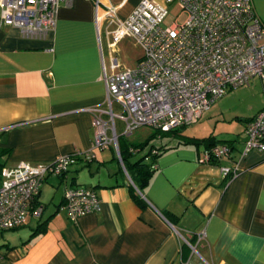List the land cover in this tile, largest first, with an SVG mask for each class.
<instances>
[{
  "label": "crops",
  "instance_id": "crops-1",
  "mask_svg": "<svg viewBox=\"0 0 264 264\" xmlns=\"http://www.w3.org/2000/svg\"><path fill=\"white\" fill-rule=\"evenodd\" d=\"M139 1L97 0L96 9L93 0L60 3L54 27L40 39L21 37L15 26L0 23V167L48 162L60 154L93 155H78L62 175L44 178L36 195L39 214L7 229L20 231L14 242L0 243V264H264V146L241 154L244 122L264 102V71L248 81L260 80L259 103L227 118L240 122L234 135L226 127L215 130L214 118L203 134H184L185 125L177 133L151 128L140 142H128L118 130V104L106 101L104 76L132 67L140 56L130 35L113 39L117 22ZM149 1L165 3L167 12L177 8L176 0ZM251 3L264 21V0ZM107 6L114 12H105ZM88 107L102 120L111 116L116 146L92 148ZM208 135L216 143L228 141L226 156L199 160L203 143L186 137ZM153 137L158 144L137 158V149L124 154L128 161L146 155L142 161L152 163L138 190L119 150L141 148ZM151 148H158L155 156L147 154ZM221 166L234 167L236 174L222 177ZM79 185L95 190L99 207L71 222L58 205L65 188Z\"/></svg>",
  "mask_w": 264,
  "mask_h": 264
},
{
  "label": "built area",
  "instance_id": "built-area-1",
  "mask_svg": "<svg viewBox=\"0 0 264 264\" xmlns=\"http://www.w3.org/2000/svg\"><path fill=\"white\" fill-rule=\"evenodd\" d=\"M68 1L0 0V23L15 26L21 37L40 39L54 27L58 5ZM175 2V16L185 14L179 22L163 24L165 3L140 0L113 30V39L128 34L140 47L132 67L104 76L105 98L118 104L115 116L123 122V135L138 126L167 130L192 123L226 91L247 85L253 75H263L264 25L251 0ZM93 3L96 9L97 0ZM105 12L113 13L114 7L107 6ZM87 109L91 112L92 148L116 146L111 116L102 120L93 113L97 109ZM243 135L241 154L264 146V102L244 122ZM228 152L227 143H216L203 148L199 160L207 162ZM78 155L85 160L93 156L86 151L60 154L48 162L1 166L0 231L22 225L28 215H38L40 184L47 175H62ZM218 171L229 179L236 174L234 167L221 166ZM98 207L95 190L83 185L65 188L58 205L71 222Z\"/></svg>",
  "mask_w": 264,
  "mask_h": 264
},
{
  "label": "rangeland",
  "instance_id": "rangeland-1",
  "mask_svg": "<svg viewBox=\"0 0 264 264\" xmlns=\"http://www.w3.org/2000/svg\"><path fill=\"white\" fill-rule=\"evenodd\" d=\"M177 11L176 7H169L166 16L163 19V24H169L172 21L179 22L181 21L185 14L180 13L178 16H175ZM264 25V21L260 20ZM264 87V77L261 79ZM260 80L257 77H253L248 85L239 86L235 89L226 91L219 98L215 99L209 108L205 110L199 120L195 123L186 124L182 128V133H193L195 135L203 134L209 128L213 127L214 118H217L215 121V130H219L221 127H226L231 130L229 136L234 135V130L240 122L236 120L227 119L232 115L244 114L247 112L248 108H254L262 97V88ZM223 119V120H222ZM119 131H122L120 128ZM233 130V131H232ZM152 129L146 126L138 127L133 129L128 136L122 135L125 140L128 142L138 143L140 140H143L144 137L151 132ZM190 134V133H189ZM157 145V137H153L150 141H146L141 148H137L139 152L132 155V158H137L146 152L147 148L150 145ZM46 202V201H45ZM44 202V203H45ZM20 230H5L0 233V243L4 241L14 242L18 239V234Z\"/></svg>",
  "mask_w": 264,
  "mask_h": 264
},
{
  "label": "trees",
  "instance_id": "trees-1",
  "mask_svg": "<svg viewBox=\"0 0 264 264\" xmlns=\"http://www.w3.org/2000/svg\"><path fill=\"white\" fill-rule=\"evenodd\" d=\"M249 118L246 119V121ZM183 125L177 127V128H171V129H167V130H160V129H156V130H160V131H167L169 133H177L178 129L182 128ZM186 141H191L193 143H198L201 142L204 145V148L209 147L213 144H216V142H214L212 140V137L210 135L205 136V137H201V138H192V137H186ZM223 142H228V141H222L220 143ZM140 146V144L137 145H130L125 147L123 150H119V158L121 159L122 163H123V167L125 169L126 174L129 176L130 180L132 181V183L134 184V186L136 187V189L141 190L142 186L144 185V183L147 181L150 173H151V169H152V163H145L143 162V158L146 157V155H143L141 158H138L136 160H132V161H128L127 159H125L124 154H129L131 151H129V148L131 147H138ZM155 149V148H154ZM156 151L154 153H150L149 150L147 152V154L151 155V156H155L158 153V148L155 149ZM133 200L138 204V205H143V201L140 199L139 195L137 193L132 194Z\"/></svg>",
  "mask_w": 264,
  "mask_h": 264
}]
</instances>
